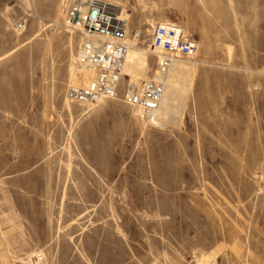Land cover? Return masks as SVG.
<instances>
[{"label": "rangeland", "instance_id": "rangeland-1", "mask_svg": "<svg viewBox=\"0 0 264 264\" xmlns=\"http://www.w3.org/2000/svg\"><path fill=\"white\" fill-rule=\"evenodd\" d=\"M66 1L0 0V264H264V0H105L198 44L163 124L69 99Z\"/></svg>", "mask_w": 264, "mask_h": 264}, {"label": "built area", "instance_id": "built-area-1", "mask_svg": "<svg viewBox=\"0 0 264 264\" xmlns=\"http://www.w3.org/2000/svg\"><path fill=\"white\" fill-rule=\"evenodd\" d=\"M65 23L82 34L78 51L80 64L95 70V76L87 83L68 88L69 99L80 104L91 105L102 99L121 97L126 103L142 109L143 113L150 114L161 103L173 61L198 50V44L186 36L179 24L158 22L148 39V45L160 51L155 53L156 73L148 79L133 81L122 69L130 49L129 22L111 3L67 0ZM140 35V31L135 33V36ZM126 76H129L127 84L124 83Z\"/></svg>", "mask_w": 264, "mask_h": 264}, {"label": "bare ground", "instance_id": "bare-ground-1", "mask_svg": "<svg viewBox=\"0 0 264 264\" xmlns=\"http://www.w3.org/2000/svg\"><path fill=\"white\" fill-rule=\"evenodd\" d=\"M111 4L114 6V8H116L118 10V12L122 13V15L125 17V19H127L128 14L126 13L125 9L120 8V6L118 4H115V3H111ZM69 29H71V28H69ZM149 51L154 52V53H160V51L158 49H153V48H148V47L146 48V47L140 46L136 37H135V39L133 38V40L130 41V49L128 51V54L126 56V60H125V63H124V66L122 69L124 72H126L132 76L133 81H138L140 79H148L147 77H149V76L147 75L146 69L148 68V64H149V54H148ZM196 62L197 61L194 60L190 63L195 64ZM188 63H189L188 60L186 61V60H183L181 58H176L173 61L172 65L170 67V71L168 74V81H167L166 88L164 90V94H163L161 103L157 109L150 111V114H149L150 120L155 122V124H163V121L165 120V118L174 119L175 118L174 112L177 111L176 107H178V108L181 107V103L179 105V103L177 102V101L182 102V98H180V92L185 90L184 85L186 83H189L188 81L190 79H192V78H190V79L188 78V75H191V72H190V74H188L189 72L187 73L188 68L191 67V65ZM76 66H78V65H76ZM80 66H81V68H79L80 71H83V73H81V76H83V79L78 78V77H80L79 76L80 74L79 75L76 74V70H75L76 67H75V65H72L71 66L72 80L79 83V84L80 83H87L89 81L90 77L95 76V71L91 68H87L84 65H80ZM192 74H193V72H192ZM187 78L189 80L185 84H182L183 85V87H182L181 83L183 81H186ZM185 86H187V85H185ZM182 88H183V90H182ZM185 93H186V91H185ZM182 94H183V92H182ZM183 96H184V94H183ZM179 98L181 100H179ZM138 110H140V112L143 113L142 109H138ZM177 112H176V114H177ZM206 256L203 255L204 262L202 264H205L206 262H208ZM30 264H31V262H30ZM36 264H37V261H36Z\"/></svg>", "mask_w": 264, "mask_h": 264}]
</instances>
